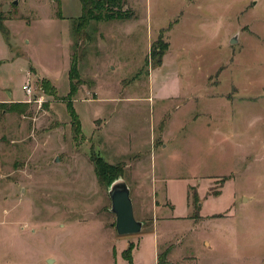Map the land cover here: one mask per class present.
I'll list each match as a JSON object with an SVG mask.
<instances>
[{
  "label": "rangeland",
  "instance_id": "rangeland-1",
  "mask_svg": "<svg viewBox=\"0 0 264 264\" xmlns=\"http://www.w3.org/2000/svg\"><path fill=\"white\" fill-rule=\"evenodd\" d=\"M59 2L0 0V264H264V0H125L79 47Z\"/></svg>",
  "mask_w": 264,
  "mask_h": 264
},
{
  "label": "trees",
  "instance_id": "trees-1",
  "mask_svg": "<svg viewBox=\"0 0 264 264\" xmlns=\"http://www.w3.org/2000/svg\"><path fill=\"white\" fill-rule=\"evenodd\" d=\"M58 4V12L59 13V0H56ZM81 5V13L80 17L72 19V31H73V47H79V43L87 40L88 37L86 33L84 32V28L88 26L90 22H96L99 23L100 21H116V20H130L131 19V13L127 10H124L125 0H79ZM160 42L157 41L155 44H153L150 52V56L155 55H163L159 52H156V47ZM73 58L70 61L71 65L68 72V79L70 82V88L68 93V100L75 95L77 88L79 86L80 79L77 72V58L75 54L72 55ZM160 59H158L155 63V65L160 64ZM46 85L48 86V82L45 81ZM18 105V104H16ZM0 107H4L0 105ZM12 107V106H9ZM21 104L19 105V109L21 108ZM68 110H70L69 114L72 116L73 119H75V112L72 110L71 105H68ZM0 112H2L0 108ZM20 112V111H19ZM93 157V164H94V170L101 178V180L104 182L106 181L107 185H110L111 182H113L115 179H117L121 174L122 171L118 167H114L111 165L106 164L104 161H102L101 157L99 156H92ZM132 244H128L127 248L123 250V257L126 259L128 264H132Z\"/></svg>",
  "mask_w": 264,
  "mask_h": 264
},
{
  "label": "water",
  "instance_id": "water-1",
  "mask_svg": "<svg viewBox=\"0 0 264 264\" xmlns=\"http://www.w3.org/2000/svg\"><path fill=\"white\" fill-rule=\"evenodd\" d=\"M15 4H17L15 2ZM235 40L231 39L229 43L234 44ZM10 97V94H8ZM119 176L108 185L111 212L116 219L115 232L119 236L137 234L142 228V222L134 219L133 203H131L130 190ZM47 263H51L47 260Z\"/></svg>",
  "mask_w": 264,
  "mask_h": 264
},
{
  "label": "built area",
  "instance_id": "built-area-1",
  "mask_svg": "<svg viewBox=\"0 0 264 264\" xmlns=\"http://www.w3.org/2000/svg\"><path fill=\"white\" fill-rule=\"evenodd\" d=\"M22 91H24V93H25L29 98L31 97L30 95H32V88H31L29 82L23 85V87H22ZM28 101H29V100H28Z\"/></svg>",
  "mask_w": 264,
  "mask_h": 264
},
{
  "label": "crops",
  "instance_id": "crops-1",
  "mask_svg": "<svg viewBox=\"0 0 264 264\" xmlns=\"http://www.w3.org/2000/svg\"><path fill=\"white\" fill-rule=\"evenodd\" d=\"M11 99H12V96H11ZM13 100V99H12ZM14 102H22V101H19V100H13ZM157 248V249H156ZM157 250L156 251V253H155V262L153 263V264H157V260H158V251H159V249H158V247H157V245H155L154 244V250Z\"/></svg>",
  "mask_w": 264,
  "mask_h": 264
}]
</instances>
